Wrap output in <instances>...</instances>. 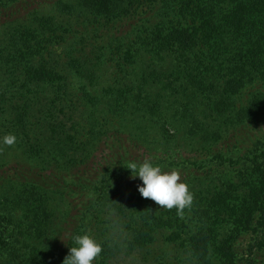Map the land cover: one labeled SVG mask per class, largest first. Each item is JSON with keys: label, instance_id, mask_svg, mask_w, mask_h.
<instances>
[{"label": "trees", "instance_id": "obj_1", "mask_svg": "<svg viewBox=\"0 0 264 264\" xmlns=\"http://www.w3.org/2000/svg\"><path fill=\"white\" fill-rule=\"evenodd\" d=\"M55 4L62 14H88L105 25L123 20L142 22L148 32L149 41L144 43V49L140 43L129 57L150 54L159 58L161 67L157 64L144 71L142 78L118 87L113 103L107 102L114 105L117 116L139 114L146 118L147 112L157 115L154 107H164L168 101L157 102L151 97L149 88L159 87L161 92L157 97L164 99V92L170 98L181 94L191 103L187 108L198 109L195 118L203 117L199 122L194 121L197 123L194 127L206 139L222 141L228 135L251 130L252 126L245 125L264 119V0H56ZM40 19L39 28L14 27L6 44L0 46V62L9 74L1 83L0 111L12 123L14 135H25L29 130L25 108L17 107L12 116L18 99L17 93L11 91L18 88L19 81L27 89L22 96L30 107L34 86L53 84L61 88L66 79L60 70L38 58L45 47L43 42H50V37L43 34L53 29L55 21L47 16L42 24ZM91 61L75 60L74 66L86 80L82 85L85 95L95 101L89 87L96 86L98 75ZM249 88L252 90L242 102L240 99ZM45 145L42 141L24 142V162L17 159L12 161L14 165L10 162L0 166L4 168L0 172V183H3L0 212L12 219V209L28 211L37 222V225L28 224L26 236L29 237L33 230L41 234L43 225L47 226V220L53 216L46 208L51 201L44 197L50 192L47 186L37 176L23 177L32 171L26 160L41 162L47 158L49 151ZM127 167L123 165L120 170L129 173ZM193 197L192 205L184 209L183 215H178L175 208L144 205L138 199L122 195L116 215L126 227L125 248L129 251L148 248L157 231L163 230L166 240L179 242L195 264H240L236 240L250 232L256 233L257 238L264 237V146L250 150L233 166L230 164L218 182L211 177L208 187L194 190ZM16 219L15 225L21 227L24 219L21 216ZM71 228H65L64 234ZM101 237L103 247L109 242L116 243L113 236ZM38 241L25 244L24 251L15 245L20 239L14 240L12 250L0 242V264H38L40 255L47 254L39 251ZM258 248L253 242L248 264L257 262L255 250ZM109 251L101 252L99 264H106Z\"/></svg>", "mask_w": 264, "mask_h": 264}, {"label": "rangeland", "instance_id": "obj_2", "mask_svg": "<svg viewBox=\"0 0 264 264\" xmlns=\"http://www.w3.org/2000/svg\"><path fill=\"white\" fill-rule=\"evenodd\" d=\"M55 1L0 0V46L6 44L14 27L39 28L40 18L43 24L44 18L52 16L55 20L53 29L43 34L46 38L50 37V42H43L45 47L38 58L66 75L61 88L53 84L34 86L30 107L22 96L27 90L22 86V80L18 88L11 91L17 93L18 99L12 116L17 107L25 108L29 130L25 135H15L13 145L0 142V166L17 159L24 162V142L45 143V149L49 151L47 158L41 162L26 160L25 164L32 167V171L23 177L37 176L47 186L51 193L44 194V197L51 198V201L46 208L53 216L47 220V226L43 225L41 234L33 230L29 237L26 236L28 224L37 225V222L31 214L28 215V211L14 208L12 219L0 212L3 214L0 217V242H4L5 246L8 244L9 250H12L14 240L20 239V243L15 245L20 248L19 251H24L25 244L39 240V251L47 254L40 255L38 264H62L70 246L74 245V241L70 242L71 237L89 233L101 244L104 243L101 236L116 238V243L102 246V252L110 250L106 264H195L179 242L166 240L163 230L157 231L154 242L148 248L134 251L125 248L126 227L116 215L122 195L127 194L144 205L165 208L141 195L138 185L142 181L139 177H132L131 169L128 173L120 168L129 166L131 162L151 160L164 170L179 171L181 179L193 193L199 188H207L211 177L218 182L219 176L230 164L233 166L250 150L264 146V119L245 125L252 126L251 130L245 129V133L236 136L228 135L222 141L206 139L194 127L197 124L194 121L199 122L203 117L199 115L195 118L198 109L188 107L193 109L189 111L187 106L191 103L181 94L170 98L169 93L164 92V99L157 97L161 92L159 87L149 88L151 97L157 102L168 101L164 107H154L157 115L147 112L146 118L139 114L123 117L119 113L117 116L114 105L107 102L113 103L118 87L142 78L144 71L157 64L161 67L159 58L150 54L129 57L131 50L140 43L144 49V43L149 41L148 32L142 27V22L136 24L123 20L105 25L88 14H62L57 11ZM83 59L92 60V69L98 75L96 86L89 87L95 101L88 100L82 88L86 80L74 66L75 60ZM132 59L136 62H131ZM5 71L0 62V89L3 88L4 77L9 75ZM250 90L252 88L240 99L242 102L247 99ZM12 126L8 117L0 111V141L6 134H15ZM11 164L14 165V162ZM3 169L0 167V172ZM17 216L24 219L21 227L15 225ZM67 227L71 230L65 235ZM253 242L260 246L255 250V264H264V237L257 238L254 232L236 240L240 264H248ZM101 256L102 253L93 264H99Z\"/></svg>", "mask_w": 264, "mask_h": 264}, {"label": "clouds", "instance_id": "obj_3", "mask_svg": "<svg viewBox=\"0 0 264 264\" xmlns=\"http://www.w3.org/2000/svg\"><path fill=\"white\" fill-rule=\"evenodd\" d=\"M16 141L14 134H6L2 138L3 144L13 145ZM131 169L132 177H139L142 181L138 191L145 198H151L162 208H175L178 215H183L184 209L193 202V193L188 184L181 179L179 171L164 170L160 165L145 159L142 162H131L127 167ZM74 245L62 264H93L94 259L102 252V245L91 234H74Z\"/></svg>", "mask_w": 264, "mask_h": 264}]
</instances>
